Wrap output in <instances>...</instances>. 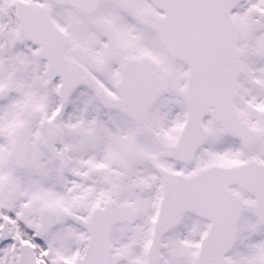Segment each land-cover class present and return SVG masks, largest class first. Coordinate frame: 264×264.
<instances>
[{
	"label": "snow or ice",
	"instance_id": "obj_1",
	"mask_svg": "<svg viewBox=\"0 0 264 264\" xmlns=\"http://www.w3.org/2000/svg\"><path fill=\"white\" fill-rule=\"evenodd\" d=\"M0 264H264V0H0Z\"/></svg>",
	"mask_w": 264,
	"mask_h": 264
}]
</instances>
